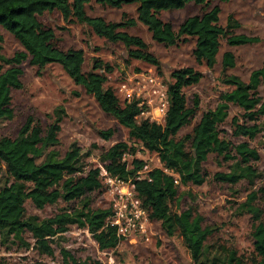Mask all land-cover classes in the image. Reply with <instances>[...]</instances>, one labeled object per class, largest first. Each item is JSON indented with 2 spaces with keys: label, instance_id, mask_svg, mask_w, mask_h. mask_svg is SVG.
Segmentation results:
<instances>
[{
  "label": "trees",
  "instance_id": "trees-1",
  "mask_svg": "<svg viewBox=\"0 0 264 264\" xmlns=\"http://www.w3.org/2000/svg\"><path fill=\"white\" fill-rule=\"evenodd\" d=\"M87 1L0 0V26L10 32L21 45L20 49L10 55L0 51V118L12 114L9 105L10 89L21 86L19 64L23 60L27 59L37 67L49 62L57 63L74 83L80 84L85 92L92 94L102 111L127 129L128 138L137 140L145 150L157 154L159 166L150 167L143 177H136L142 158L132 156L128 161L123 159L122 154L132 152L134 148L126 140H116L102 153L101 165L109 174L120 179L129 178L133 182L148 217L158 219L166 234L178 231L193 264H264V203L259 206L255 202L257 192L264 196V182L250 190L245 199L236 205L237 211L248 213L251 219L249 234L254 255L249 261L237 254L235 249L225 248L221 254L212 251L204 241L213 227L202 224V216L194 206L170 211L168 205L169 200L179 196L178 184H200L204 180L202 163L211 152L221 160L229 161L227 170L212 173L214 180L232 184L246 179L251 183L261 176V172L251 163V160L259 157L257 150L245 140L232 144L219 135L218 124L226 117L228 104L233 103L238 106L240 116L244 118L240 120L238 115L230 117L234 135L252 138L264 129V119L259 120V116L264 114V97L258 92V86L264 80V52L260 64L252 68L246 80H243L236 74L224 73L225 69L234 66L233 53L224 50L219 60L222 70L220 78L229 88L218 94L213 107L201 112L190 132L178 136V130L189 122L198 105L196 95H193L192 105H186L182 92L183 86L199 80L202 74L198 69L184 65L169 72L171 81L165 88L167 106L163 121L158 123L140 116L145 108L143 104H138L135 99L120 102L114 90L103 85L106 80L103 70H110L108 64L95 59L90 69L82 71V49L59 48L54 42L53 29L42 24L37 16L43 11L56 9L64 22L85 23L95 34L110 41H120L126 47L129 57L155 66H158L159 61L148 50L147 43L139 35L127 32L124 27L139 21L145 25L154 41L165 46L183 42L188 36H193V57L197 63L203 62L208 67L216 61L219 38H224L228 45L256 42L259 38L233 32L232 29L239 23L231 14L227 15L224 24H220L219 7L215 4L200 13L185 16L176 28L157 15L161 9L180 8L188 1L204 3L208 0H95L112 7H119L122 3H136L135 17H126L123 11L121 18L116 21L105 20L100 15H88L84 9ZM100 68L102 71L98 70ZM50 114L52 119L44 129L37 119L28 115L15 136H0V166H3L6 173L0 183V242H24L21 233L27 230L34 239L33 245L37 252L51 255L50 242L53 236L74 224L86 228L98 248H112L118 238L114 227L104 223L109 208L90 207L85 195L101 187L99 167H83L80 147L75 141L69 142L62 153L54 148L65 109L58 104ZM112 132L111 127L98 130L103 138H108ZM58 198L64 201L77 199L80 205L60 208L53 215L42 218L25 215V199L41 208ZM60 251L66 264H89L76 260L65 249ZM95 264L100 263L95 261Z\"/></svg>",
  "mask_w": 264,
  "mask_h": 264
},
{
  "label": "rangeland",
  "instance_id": "rangeland-1",
  "mask_svg": "<svg viewBox=\"0 0 264 264\" xmlns=\"http://www.w3.org/2000/svg\"><path fill=\"white\" fill-rule=\"evenodd\" d=\"M219 7L218 21L224 24L228 14L238 21V26L233 32H241L248 35H256V42L228 45L224 38H219L216 61L208 67L205 63H197L192 54L194 37L188 36L183 42L172 45H163L150 37V32L145 25L136 21L134 25L124 29L139 35L146 43L147 48L158 59V66L140 59L129 57L126 47L120 41H110L95 34L91 28L77 21L66 23L58 10L43 11L37 16L45 26H50L55 35L54 42L62 50L81 48L83 51L82 71L90 69L92 62L97 59L110 66V70H103L106 80L103 85L110 86L120 102L134 98H144L154 105V92L150 88L156 87L145 80V85L140 77H155L158 86L166 88L171 81L169 72L172 69L190 65L201 72V77L196 83L182 87L186 105H192L193 95L197 96L198 105L191 115L189 122L183 125L177 135L190 132L194 124L199 120L203 110L214 106L218 94L229 88V85L221 81L222 70L220 56L224 50H230L234 55V66L224 70V73H233L246 80L249 71L260 64L264 52V0H208L204 3L188 1L180 8L161 9L157 12L162 20L169 21L173 28L187 15L200 13L212 5ZM135 4H123L112 7L88 0L84 4L88 15H100L105 20L116 21L121 18V12L126 17H135ZM2 39L0 51L4 55H10L21 48L18 40L7 30L0 26ZM21 73L19 79L21 86L10 89L11 116L0 118V136L13 137L18 128L24 122L26 116L31 115L37 119L40 127L45 128L52 119L51 110L58 104L63 105L65 115L60 121V129L57 133L58 141L53 146L62 153L69 142L75 141L81 152L83 167L98 166L102 163V153L116 140H126L134 149L127 151L123 158L127 161L132 156L140 157L148 162L149 167L159 166L157 154L145 150L137 140L128 138L127 129L119 124L110 114L102 111L92 94L84 91L80 84L73 80L55 62H49L42 67H37L23 60L20 64ZM102 71V69H98ZM152 82V81H151ZM127 92H130L128 95ZM139 93L136 96L135 93ZM258 92L264 97V80L258 86ZM140 116L149 118L147 109L150 105H144ZM151 113H153L151 111ZM240 109L233 103L228 104L227 115L218 124L219 135L227 138L232 144L239 140H245L258 152V159L251 160L260 172L261 176L248 182L240 179L229 184L212 178L216 170H227L229 161H223L213 152L207 154L203 161L204 180L200 184L188 182L178 184L177 198L168 201L170 211H179L187 206H194L202 216V224L213 227L212 232L206 237L204 243L210 246L214 252L222 253L226 249H235L248 261L253 258L251 237L249 234L251 219L246 212L236 209L238 202L245 199L246 194L256 189L264 182V129L254 137L236 136L230 124V117L240 116ZM264 119V114L259 120ZM247 122H250L247 120ZM113 128L108 138L98 134L99 129ZM190 149L189 145L187 146ZM77 175L80 172H76ZM6 177L3 166H0V183ZM103 184L99 189L86 192L89 206L107 207L109 196L103 193ZM255 202L262 206L264 196L257 192ZM80 203L77 199L64 201L58 198L53 203H47L43 207H35L29 199L24 200L25 215H35L37 218L51 216L63 207H76ZM147 236L132 238H120L112 248L100 249L91 234L84 227L70 224L69 228L60 234L53 236L51 240L52 254L37 252L33 245V238L29 231L21 233L24 242L13 240L12 242H0V264H66L61 249H65L76 260H83L89 264H193L188 251L183 245L180 234L174 230L172 234H166L161 228L159 220L148 218Z\"/></svg>",
  "mask_w": 264,
  "mask_h": 264
},
{
  "label": "built area",
  "instance_id": "built-area-1",
  "mask_svg": "<svg viewBox=\"0 0 264 264\" xmlns=\"http://www.w3.org/2000/svg\"><path fill=\"white\" fill-rule=\"evenodd\" d=\"M140 76L141 75H138L139 80L142 81L141 85H145L144 79H146L150 81L149 84H155L156 86L150 87L155 96L154 105H151L147 100H144V98L134 99L137 100L138 104H143L145 106L149 104L150 109H147L149 119L161 123L167 106L165 87L158 86L155 77ZM127 94L129 95L130 92H127ZM135 94L136 96L139 95L138 92ZM151 111L153 113H151ZM125 153L126 152L122 154V158ZM142 160L143 162L140 169L136 170V177L145 176V171L150 168L148 162L144 159ZM98 167L99 179L101 185L103 184L104 187L102 192L109 196V204L107 205L109 211L104 217V223L114 227L118 240L120 238L134 239L135 237H146V228L150 220L148 219L146 208L140 204V199L136 194L133 182L129 178L120 179L109 174L102 165H98ZM174 181L176 182V178Z\"/></svg>",
  "mask_w": 264,
  "mask_h": 264
},
{
  "label": "crops",
  "instance_id": "crops-1",
  "mask_svg": "<svg viewBox=\"0 0 264 264\" xmlns=\"http://www.w3.org/2000/svg\"><path fill=\"white\" fill-rule=\"evenodd\" d=\"M132 3H134L135 6H136V3L135 2H132ZM123 4H130V3H122L121 5H123ZM134 11H135V7H134ZM135 15H136V12H135Z\"/></svg>",
  "mask_w": 264,
  "mask_h": 264
}]
</instances>
